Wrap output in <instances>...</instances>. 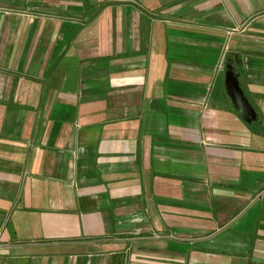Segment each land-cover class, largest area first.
Masks as SVG:
<instances>
[{"label":"crops","instance_id":"1","mask_svg":"<svg viewBox=\"0 0 264 264\" xmlns=\"http://www.w3.org/2000/svg\"><path fill=\"white\" fill-rule=\"evenodd\" d=\"M0 264H264V0H0Z\"/></svg>","mask_w":264,"mask_h":264},{"label":"water","instance_id":"2","mask_svg":"<svg viewBox=\"0 0 264 264\" xmlns=\"http://www.w3.org/2000/svg\"><path fill=\"white\" fill-rule=\"evenodd\" d=\"M225 91L230 100L232 107L237 112L238 117L245 123L249 124L255 120V113L253 112L246 99L243 97L242 92L238 86L237 79L234 76L231 66H225Z\"/></svg>","mask_w":264,"mask_h":264}]
</instances>
